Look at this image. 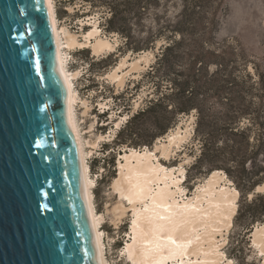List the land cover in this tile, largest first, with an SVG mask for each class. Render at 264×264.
Masks as SVG:
<instances>
[{
  "label": "water",
  "instance_id": "obj_1",
  "mask_svg": "<svg viewBox=\"0 0 264 264\" xmlns=\"http://www.w3.org/2000/svg\"><path fill=\"white\" fill-rule=\"evenodd\" d=\"M47 0H0V264H100Z\"/></svg>",
  "mask_w": 264,
  "mask_h": 264
},
{
  "label": "trees",
  "instance_id": "obj_2",
  "mask_svg": "<svg viewBox=\"0 0 264 264\" xmlns=\"http://www.w3.org/2000/svg\"><path fill=\"white\" fill-rule=\"evenodd\" d=\"M157 1H105L111 13L107 31L126 38L123 48L140 52L164 41L154 64L134 86L151 84L149 96L105 148L113 146L116 152L122 147H153L183 117L195 114L194 136L201 153L194 168L208 166L206 172L224 168L237 184L240 201L246 204L239 206L237 217L244 218L242 233L233 239L229 255L235 264H253L246 253L250 251L248 235L252 226L264 222V193H256L264 183V75L258 72L257 81L247 71L241 46H217L221 29L218 0H183L184 8L175 20L156 26L132 23V18L151 16L156 11L151 5ZM114 56L98 59L91 67L111 64ZM130 93L134 94L128 88L122 95L126 112L132 110ZM203 173L204 169L194 176ZM249 195H253L250 201Z\"/></svg>",
  "mask_w": 264,
  "mask_h": 264
},
{
  "label": "rangeland",
  "instance_id": "obj_3",
  "mask_svg": "<svg viewBox=\"0 0 264 264\" xmlns=\"http://www.w3.org/2000/svg\"><path fill=\"white\" fill-rule=\"evenodd\" d=\"M105 1L54 0L60 27L68 28L78 36L80 41L85 42L86 34L97 25L101 31L98 37H107L115 45L113 51L104 52L99 56L93 54L91 47H75L67 50V57L70 69L80 73L75 79V88L79 97L75 109L76 119L86 150L89 152L87 160L90 166V176L95 183V209L99 216L103 217L100 228L103 233L101 234L103 235L106 259L109 264H133L129 257L127 245L133 242L132 227L136 218L135 211L130 208L131 203L128 198L121 196L120 191L116 189L115 182L120 177V162H125L124 151L135 148L122 147L115 152L113 146L105 148V144L114 139L130 115L136 112L143 105V100L149 96L151 84L146 82L141 86L142 88L138 89L134 86L142 80L154 64L156 55L160 51L159 48L164 41H158L155 48L140 52L123 48L126 38L119 33L107 31L108 18L111 13ZM218 4L221 29L217 34V46L223 47L230 44L241 46L246 52L242 64H246L247 71L255 75L257 81H260L258 72L264 75V0H218ZM151 6L153 10H156L151 16L142 20L132 18V23L136 25L141 21L151 27L156 26L157 23L163 24L168 19L175 20V16L184 8V1L159 0ZM155 13H159V17H156ZM135 35L139 37L138 31L135 32ZM145 37L146 35H144ZM110 54L115 55L111 64L91 67L92 62ZM135 61L139 63L136 66L133 65ZM123 63L126 65L118 72L121 77L117 78L112 75ZM128 88H131L132 93H134L128 95L130 99L128 103L132 107L130 112L124 110V98L122 97ZM246 122L248 124L251 121ZM178 127L182 132L180 139L171 142L165 135L159 138L160 140L158 139L153 147H143L136 150L147 148L148 152L154 155L155 163L161 162L168 171L175 169L176 176H180L182 179L180 186L183 190L179 191V196L187 197V200L196 198L199 188L206 184L207 177L216 170L223 172L222 186L226 185L232 189H237L239 192L237 184L224 168L210 172H206L208 166L194 168L201 153L199 142L195 140L194 136L195 114L183 117L179 124L171 130ZM113 157H115L114 163L111 162ZM202 169L205 173L195 177L194 175ZM179 170L184 171V174L180 173ZM182 197L180 199H183ZM252 197L253 195H249V201ZM121 202L126 204L127 211L122 209V212L120 210L122 208ZM240 204L244 207L246 203L240 201V198L236 203L237 213L233 220V226L229 229L224 228L222 233L217 235L219 251L222 253L225 264H235V259L229 255V251L233 239L238 238L239 234L242 233L244 218L240 214L237 217ZM262 224L264 222H258L252 226V232L248 235L246 246L250 248V251L246 253L248 261L253 264H264L262 246L254 244L253 235L255 227ZM206 228V226H202L201 233L205 232ZM199 257H202V254ZM186 259V264H191L192 259H196V256L192 254ZM173 261L169 264L180 263V261Z\"/></svg>",
  "mask_w": 264,
  "mask_h": 264
},
{
  "label": "bare ground",
  "instance_id": "obj_4",
  "mask_svg": "<svg viewBox=\"0 0 264 264\" xmlns=\"http://www.w3.org/2000/svg\"><path fill=\"white\" fill-rule=\"evenodd\" d=\"M47 2L54 25L59 69L69 89V126L79 148L98 260L100 264H109L100 228L103 217L99 216L94 205L95 183L90 176V166L87 160L89 152L86 150L76 119L75 109L79 97L75 88V79L80 73L70 69L67 50L75 47H91L93 54L99 56L104 52L113 51L115 45L107 37H98L101 31L97 25L86 34L85 42L80 41L78 36L68 28L59 26L54 0H47ZM137 63L133 62V65L136 66ZM125 65L126 63H123L112 75L120 78L121 75L119 76L118 72ZM181 133V129L178 127L171 130L166 138L173 142L182 137ZM151 154L147 148L124 151V155H121L125 162H120V177L115 182V187L120 191L121 196L131 198L130 208L135 211L136 218L132 227L133 242L127 245L132 263L169 264L176 260L180 261V263L176 262L177 264H186V257L195 254L196 259H192L191 264H225L222 253L219 251L217 235L222 233L224 228L229 229L233 226V220L237 213L236 203L240 198L238 190L226 185L222 186L223 172L214 171L207 177L206 184L199 188L196 198L187 200V197L179 196V191L183 190L180 186L182 179L180 176H176L175 169L168 171L161 162L155 163L154 155ZM179 171L184 174V171ZM256 192H264V184L258 186ZM181 197L183 199H180ZM121 203L120 210L127 211L126 204ZM156 213L171 219L158 220ZM177 224L179 227L174 226ZM158 225H165L164 230L158 231ZM202 226L207 227L203 233L200 230ZM253 233L254 244L262 246L264 252V224L257 225ZM169 237L175 240L176 244H172ZM200 254L202 257H199Z\"/></svg>",
  "mask_w": 264,
  "mask_h": 264
},
{
  "label": "snow or ice",
  "instance_id": "obj_5",
  "mask_svg": "<svg viewBox=\"0 0 264 264\" xmlns=\"http://www.w3.org/2000/svg\"><path fill=\"white\" fill-rule=\"evenodd\" d=\"M165 171H167V170H165ZM128 199H129V202H132V200H131L130 197H128ZM158 207H159V206H158ZM156 219L161 220V221H166V220H170L171 218H170V217H167V216L160 215L159 213H156ZM174 226H175V227H179L178 224H177V225H174ZM164 228H165V225H158V226H157V230H158V231H162V230H164ZM169 241H170L172 244H176V241H175V240H172L171 237H169Z\"/></svg>",
  "mask_w": 264,
  "mask_h": 264
}]
</instances>
